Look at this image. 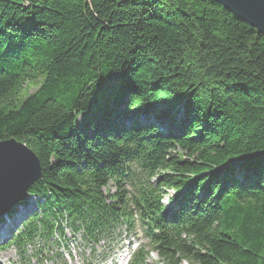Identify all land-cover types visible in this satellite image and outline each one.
<instances>
[{
    "label": "trees",
    "instance_id": "1",
    "mask_svg": "<svg viewBox=\"0 0 264 264\" xmlns=\"http://www.w3.org/2000/svg\"><path fill=\"white\" fill-rule=\"evenodd\" d=\"M11 138L42 167L22 264L138 225L131 264H264V34L216 0H0Z\"/></svg>",
    "mask_w": 264,
    "mask_h": 264
},
{
    "label": "water",
    "instance_id": "2",
    "mask_svg": "<svg viewBox=\"0 0 264 264\" xmlns=\"http://www.w3.org/2000/svg\"><path fill=\"white\" fill-rule=\"evenodd\" d=\"M264 34V0H216ZM42 179V167L36 153L14 138L0 141V218L30 193Z\"/></svg>",
    "mask_w": 264,
    "mask_h": 264
},
{
    "label": "rangeland",
    "instance_id": "3",
    "mask_svg": "<svg viewBox=\"0 0 264 264\" xmlns=\"http://www.w3.org/2000/svg\"><path fill=\"white\" fill-rule=\"evenodd\" d=\"M34 89L35 88H32L31 92L34 91ZM113 189H114V187L112 186V191H113ZM167 199L168 198H166L165 202L166 201L168 202ZM26 212L24 210H22V211H20L19 214H16L14 216H9V217L7 216L6 218L0 220V233L2 231V234H0V243H2L4 241L3 237L7 236L6 239L9 241V238L12 235L19 233V231L23 227L22 222L25 220ZM6 221L8 223H10L9 227L7 229L5 228ZM6 230H7V232H6ZM6 239H5V241H7ZM132 240L134 243L135 242L146 243V240L142 238L140 231L137 230V235L132 236L130 239L125 240V242L127 244L125 243V247L121 250V253L117 256L116 263L124 264V262L122 261V255L124 257V255L126 254V251L129 252V251H131V249H133ZM128 241L131 243L130 245L128 244ZM78 244L80 245V243H78ZM7 245L6 246L4 245L5 248L0 249V264H19V254L17 253V249L14 246H11L9 244H7ZM128 246H130V248ZM30 250L33 251L32 246H31ZM66 250L68 251V253H66L67 251L65 252V254H66L65 258H66L67 264H82L83 263V260H81V255L87 254V253L83 252V250L80 249L79 246H77L75 244V247L71 246V247L67 248ZM126 255H125V257H126ZM127 257H128V255H127ZM85 264H88V262H86ZM95 264H97V263H95ZM107 264H111V263H107ZM149 264H163V263L161 262V259L157 255V253H152L151 258L149 260ZM183 264H189V263L184 262Z\"/></svg>",
    "mask_w": 264,
    "mask_h": 264
},
{
    "label": "bare ground",
    "instance_id": "4",
    "mask_svg": "<svg viewBox=\"0 0 264 264\" xmlns=\"http://www.w3.org/2000/svg\"><path fill=\"white\" fill-rule=\"evenodd\" d=\"M15 217H16V216H15ZM9 224H10V223H8L7 226L5 225V228H6V229L9 227ZM6 232H7V230H6ZM1 234H2V233H1Z\"/></svg>",
    "mask_w": 264,
    "mask_h": 264
}]
</instances>
